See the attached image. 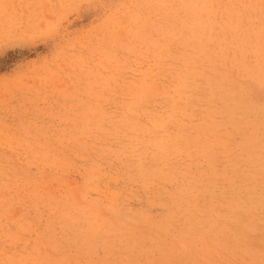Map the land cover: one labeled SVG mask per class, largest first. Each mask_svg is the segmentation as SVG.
Wrapping results in <instances>:
<instances>
[{"label":"rangeland","instance_id":"374dc122","mask_svg":"<svg viewBox=\"0 0 264 264\" xmlns=\"http://www.w3.org/2000/svg\"><path fill=\"white\" fill-rule=\"evenodd\" d=\"M0 18V264H264V0Z\"/></svg>","mask_w":264,"mask_h":264},{"label":"bare ground","instance_id":"6f19581e","mask_svg":"<svg viewBox=\"0 0 264 264\" xmlns=\"http://www.w3.org/2000/svg\"><path fill=\"white\" fill-rule=\"evenodd\" d=\"M10 17H11V16H10ZM0 19H1V18H0ZM9 19H13V18L11 17V18H9ZM19 21H20V20H19ZM13 22H14V21H13ZM3 24H4V23H3ZM10 24H11V23H10ZM13 24H15V23H13ZM240 25H241V24H240ZM263 25H264V24H263ZM12 26H13V25H12ZM1 27H2V26H1ZM9 29H10V28H9ZM0 30H1V29H0ZM11 30H12V29H11ZM240 30H241V27H240ZM15 31H16V30H15ZM15 31H14V32H15ZM243 31H244V30H243ZM11 32H12V31H11ZM232 33H233V32H232ZM228 34H229V33H228ZM262 34H263V33H262ZM4 35H5V34H4ZM230 35H231V34H230ZM233 35H234V33H233ZM242 35H243V34H242ZM226 36H227V35H226ZM239 36H240V35H239ZM253 36H254V35H253ZM251 37H252V36H251ZM252 38H253V37H252ZM255 38H256V37H255ZM261 38H262V36H261ZM228 39H229V38H228ZM223 40L226 41L224 38H223ZM250 40H251V39H250ZM255 40H257V39H255ZM255 40H253V41H255ZM262 40H263V39H262ZM262 40H261V41H262ZM230 41H231V40H230ZM232 41H233V39H232ZM234 41H235V40H234ZM234 41H233V43H234ZM245 41H246V40H245ZM259 41H260V40H259ZM181 42H182V41H180V43H181ZM189 42H190V40H189ZM243 42H244V41H243ZM246 42H247V41H246ZM257 42H258V40H257ZM194 43H195V41H194ZM235 43H236V42H235ZM192 44H193V43H192ZM192 44H191V45H192ZM222 44H223V43H222ZM181 45H182V46H185L184 43H181ZM262 46H263V45H262ZM176 48H177V47H176ZM179 48H180V47H179ZM192 49H193V48H192ZM228 49H229V48H228ZM262 49H263V48H262ZM225 50H226V49H225ZM229 50H230V49H229ZM229 50H227V51H229ZM232 52H233V51H232ZM229 53H230V52H229ZM219 54H220V53H219ZM258 54H259V53H258ZM170 55H171V54H170ZM172 55H173V54H172ZM172 55H171V56H172ZM193 56H194V55H193ZM234 56H235V55H234ZM259 56H260V55H259ZM242 57H243V56H242ZM260 57H262V55H261ZM173 58H174V57H173ZM184 58H185V57H184ZM181 59H183V58H181ZM185 59H186V58H185ZM200 59H201V58H200ZM239 59H240V57H239ZM259 59H260V58H259ZM242 60H243V58H242ZM257 60H258V59H257ZM200 61H201V60H200ZM200 61H199V62H200ZM206 61H207V60H206ZM181 62H182V61H181ZM208 62H209V61H208ZM204 63H205V62H204ZM191 66H192V65H191ZM196 66H198V65H196ZM201 66H202V65H201ZM211 67H212V66H211ZM196 68H197V67H196ZM200 69H201V67H200ZM262 69H263V68H262ZM253 70H254V69H253ZM263 70H264V69H263ZM251 71H252V70H251ZM256 71H257V70H256ZM258 72H259V71H258ZM249 73H250V72H249ZM252 73H253V72H252ZM260 73H261V71H260ZM181 74L183 75V73H181ZM255 74H256V73H255ZM258 74H259V73H258ZM185 75H186V74H185ZM263 75H264V74H263ZM255 76H256V75H255ZM174 77H175V76H174ZM253 77H254V75H253ZM171 78H172V77H171ZM255 79H257V78H255ZM258 79H259V78H258ZM198 80H199V79H198ZM211 84H212V83H211ZM153 87H155V86H153ZM156 87H157V86H156ZM152 89H153V88H152ZM254 89H255V88H254ZM154 90L156 91L157 88H155ZM154 90H153L152 92H154ZM186 91H188V90H186ZM189 91H191V90H189ZM154 93H155V92H154ZM156 93H157V92H156ZM188 93H189V92H188ZM188 93H187V94H188ZM152 94H153V93H152ZM160 99H161V98H160ZM184 99H185V98H184ZM261 100H262V99H261ZM176 103H177V101H176ZM178 105H179V103H178ZM181 105H182V104H181ZM185 105H186V104H185ZM172 107H173V106H172ZM180 107H181V106H180ZM176 108H177V107H176ZM224 109H225V108H224ZM234 109H235V108H234ZM171 110H172V109H171ZM228 110H229V109H228ZM231 110H232V109H231ZM225 111H226V110H225ZM226 112H227V111H226ZM258 112H259V111H258ZM230 113H231V112H230ZM236 113H237V112H236ZM172 115H173V114H172ZM225 115H226V114H225ZM235 115H236V114H235ZM260 115H261V114H260ZM155 116H156V115H155ZM174 116H175V115H174ZM227 116H228V115H227ZM156 117H157V116H156ZM160 118H161V117H160ZM162 118H164V117H162ZM157 119H158V118H157ZM215 119H216V118H215ZM175 121H176V120H175ZM177 121H178V120H177ZM176 123H177V122H176ZM158 124H159V123H158ZM214 124H215V123H214ZM171 128H172V127H171ZM236 128H237V127H236ZM244 129H245V128H244ZM244 129H242V130H244ZM246 131H247V134H248V130H246ZM242 132H243V131H242ZM169 133H170V132H169ZM243 133H244V132H243ZM245 134H246V133H245ZM170 135H171V134H170ZM258 138H259V137H258ZM228 139L230 140L231 137L228 138ZM249 139H250V138H249ZM260 139H261V138H260ZM258 144H259V143H258ZM239 148H240V147H239ZM256 148H257V146H256ZM250 149H251V148H250ZM188 150H189V149H188ZM209 150H210V149H209ZM216 150H217V149H216ZM199 152H200V150H199ZM251 152H254V151L252 150ZM210 153H211V152H210ZM249 153H250V152H249ZM148 155H149V154H148ZM206 155H208V154H206ZM209 156L211 157V155H209ZM259 157H260V155H259ZM255 159H256V158H255ZM169 160H170V159H169ZM211 161H212V160H211ZM256 167H257V166H256ZM253 168H254V167H253ZM249 169H251V168H249ZM252 170H253V169H252ZM252 170H251V171H252ZM257 170H258V169H257ZM235 171H236V170H235ZM247 171H250V170L247 169ZM260 172H261V171H260ZM260 172H259V173H260ZM231 174H232V173H231ZM235 174H236V173H235ZM239 174H240V173H239ZM249 174H251V172H249ZM253 174H255V173H253ZM256 174H257V173H256ZM256 174H255V175H256ZM260 174H261V173H260ZM167 175H168V174H167ZM240 175H241V174H240ZM246 175L248 176V174H245V176H244L245 178L247 177ZM153 176H154V175H153ZM165 176H166V175H165ZM234 176H235V175H234ZM237 176H238V175H237ZM249 176H250V175H249ZM249 176H248V177H249ZM168 177H169V176H168ZM241 177H242V176H241ZM234 178H235V177H234ZM169 182H170V181H169ZM241 182H242V181H241ZM237 183H238V182H237ZM226 187H227V186H226ZM162 188H163V187H162ZM193 196H194V194H193ZM195 196H196V195H195ZM206 203H207V202H206ZM247 210H248V209H247ZM250 211H251V210H250ZM252 214H253V213H252ZM251 216H252V215H251ZM253 216H254V215H253ZM253 216H252V217H253ZM254 219H255V218H254ZM247 232H248V231H247ZM247 232H246V233H247ZM240 234H241V233H240ZM247 236H248V235H247ZM247 243H248V242H247ZM243 247H244V246H243ZM243 247H242V248H243ZM224 250H225V249H224ZM235 250H236V249H235ZM248 250H249V249H248ZM248 250H247V251H248ZM250 250H251V249H250ZM235 252H236V251H235ZM235 254H236V253H235ZM263 254H264V253H263ZM83 255H84V254H83ZM230 255H231V254H230ZM257 256H258V255H257ZM17 259H18V258H17ZM5 260H6V259H5ZM18 260H19V259H18ZM36 260H37V259H36ZM47 260H48V259H47ZM257 260H258V259H257ZM33 261H34V260H33ZM6 262H7V261H6ZM37 262H38V260H37ZM74 263H75V262H74ZM263 263H264V262H263ZM41 264H42V263H41ZM68 264H70V263H68ZM101 264H102V263H101ZM152 264H154V263L152 262Z\"/></svg>","mask_w":264,"mask_h":264}]
</instances>
